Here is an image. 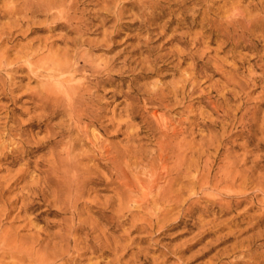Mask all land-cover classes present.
Segmentation results:
<instances>
[{
    "label": "rangeland",
    "instance_id": "obj_1",
    "mask_svg": "<svg viewBox=\"0 0 264 264\" xmlns=\"http://www.w3.org/2000/svg\"><path fill=\"white\" fill-rule=\"evenodd\" d=\"M41 1L55 0H35V5L40 7ZM73 1L68 0V5ZM118 1L77 0L76 15L48 19L40 13H21L20 0H0V54L7 53L9 62H22L30 47H53V54L62 58L79 33L50 27L65 26V19L74 17L85 21L80 40L86 42L74 50L92 60L94 67L104 68L115 61L113 70L104 68L100 76L114 85L101 88L96 98L98 124L89 126V134L77 142L75 154L85 157L81 179L87 182L79 201L80 216L73 219L84 229L75 234L82 244L76 248L71 243L61 263L264 264V223L257 225L264 216V0H141L152 1L149 7L139 0H120L119 15ZM147 39L154 51L139 58L143 54L139 47ZM125 57L132 58L136 73L148 63L154 69L152 62L157 58L160 69L134 83V73L123 65ZM11 75L15 97L42 88L40 82L29 79L28 70ZM153 83L166 93L172 85L185 87L172 106L158 110L151 104L145 106L139 92L140 86ZM26 100L12 101L0 92V148L6 145L0 154L8 159L0 161V235L30 240L36 228L44 227L48 236H42L46 239L43 250L51 255L62 245L60 225L71 216L56 215L61 213L57 201L61 198L58 195L56 200L53 194L58 188L53 187L47 199H32L36 205L28 215L21 209V199L32 195L28 185L46 184L47 175L34 171L37 163L50 160L53 151L56 160H65L61 147L67 149L71 139L65 136L63 145L55 149L44 143L50 137L61 141L57 135L69 122L62 115L47 121L50 111L36 109ZM33 119L38 126L30 128ZM86 128L83 124L82 129ZM25 130L30 133L23 134ZM72 137L77 138V131ZM22 145L40 149L31 157L14 153ZM162 155L167 159L162 160ZM22 171L28 173L19 180ZM232 176L237 186L215 188L222 178L232 180ZM192 179L200 184L191 188ZM207 179L210 189L202 187ZM171 183L174 191L182 190L181 208L170 215L163 205L157 206L160 210L148 209L149 201ZM229 190L231 196L242 192L236 197L247 199L231 211L227 207L231 197L225 198L223 208L228 214L207 201ZM148 192L151 200L145 198ZM204 209L209 213L201 216ZM245 210H250L246 217H236ZM246 247L250 254L243 252ZM14 263L15 259L0 256V264Z\"/></svg>",
    "mask_w": 264,
    "mask_h": 264
},
{
    "label": "bare ground",
    "instance_id": "obj_2",
    "mask_svg": "<svg viewBox=\"0 0 264 264\" xmlns=\"http://www.w3.org/2000/svg\"><path fill=\"white\" fill-rule=\"evenodd\" d=\"M21 1H22V3L20 5L21 6L20 11H21V13H23L25 15H29V14L34 15V14L40 13L42 15L44 14L48 19H50V18L53 19V18H56L58 16L63 17L66 14L73 13V12L76 15V13L78 11L77 9H75L77 11H74V7H76L74 4L77 0H75V2L74 1L70 2L69 5H68V0H58V1L53 0L54 2H49L47 4H44L41 1L43 3V5L42 4L38 5L40 7H37L35 5L37 2V1L35 2V0H20V2ZM117 3H119V4L116 6V8H117L116 11L119 15L120 14V3H121L120 0ZM139 3L144 5V7L145 6L149 7V3H152V1L148 2V1L139 0ZM77 7H78V4H77ZM116 11H114V12L116 13ZM78 18L74 17L71 19H65V22L68 24V25L66 24L65 26L57 25L55 27H50V29L62 28V29H68L69 31H75L76 33H79L78 34L79 35L78 40H75V41L70 43L71 49L67 50V52L63 54L62 58H60V57L57 58V56L59 54L57 56H55L56 52H52L53 47L51 48L49 46L48 47L47 46L46 47H38L37 49L30 47L27 50V52L23 53V57H22L23 63L21 61L18 62L19 60L18 61L13 60V61L9 62L7 53L0 54V92L3 95L10 96V99L12 101H20V100H23V98H27V100H26L27 104L33 105L36 109H42V110L47 111V112L50 111L48 116H46L47 121H53L57 117H59L60 115L68 118L67 120L69 122V125L67 127L63 128L65 130L62 129L60 131V133L57 135L58 138H61L62 140L58 141L57 139H53V137H50L52 139L49 138V141L47 139L46 143H44L46 146H49L52 149L53 148L55 149L58 146H60L61 144L63 145V140H64L65 136L68 137V139H71L69 141V145L67 146V149L60 146L61 148H63L66 151L65 160L64 159L56 160V154H55L56 151H53V152H51L52 158L50 160L45 161V163L43 162L44 164L43 163H37L36 164V167H34V171H39L40 173L47 175L46 184L44 185V187L40 186V188L37 187V183H38L37 181L33 182L31 185H28V186L26 185L27 186L26 188L28 189L29 193L32 192V195H30L31 193L29 195L24 194L22 196V199H21L22 200L21 209L24 213H26V215H28V213H30L31 210H34L35 205H36L34 201L32 202V199H36V198H38L40 200L47 199L50 196L49 191L53 187L58 188V191L55 190L53 192V194L56 197V200L58 199L57 198L58 195L60 196L59 199L61 198L60 200H57L61 206V213H57L56 215H59V216L65 215V217H66V215L69 214L72 216V217L71 216L69 217L70 219L64 217L65 219L63 220V223L60 225L61 226V232L59 234H60V238L62 241V245L59 246V249L57 250V252H55L51 255L44 252L43 249L45 247L44 243H45L46 239L42 240V236H45V235L48 236L47 232H45L46 228H44V227H43V229L36 228L37 230L35 229V232H34L33 236L30 238V240L20 241L18 236H14V238H12V240H11V237L8 238V235H3V236L0 235V256H2L3 258L9 257L11 259H15L14 264H62V263H64V262H62L64 260L63 258H65V255L68 254V253L65 254V252L68 249L70 250V248H68V247H70L69 245L71 243H74L75 244L74 247L78 248L79 245L82 244V241L75 238V234L79 231H82L84 228L82 227V225L76 224L77 222L74 223L75 220L73 218L74 217L78 218L77 215H78V211H79L78 209L80 206L79 201L81 200V197H83V195H84V194H82V193H84L83 188L85 187V184L87 181L86 180L82 181V179H83V173H82L83 168H81V166H82V161L85 159V157L83 154H75V153L77 150L78 140L81 139L82 137H84V135L89 134V131H88L89 126H97V124H98L100 112H99V110H97V107H96V103H97L96 98L100 97L98 94L101 91V88H104V87L109 86V85H114V83L112 81H104L103 79H101L100 76H101V73H103L104 68L106 70L112 71L113 70L112 67H113L115 61L111 64L106 65L104 68H101L100 66H99L100 68L94 67L92 60L88 59L86 56L80 55L79 53H77V50H74L75 48L81 47V45L86 43V42L80 40V38H82L81 33L84 32L83 28H84L85 21L83 20L82 17L79 19ZM149 20H150V18H149ZM73 21H76V22L73 23ZM145 21H146V19H145ZM54 24H56V22ZM148 39H147V41L145 40L143 48L139 47V49H140L139 51L143 50L142 51L143 54L140 53L139 58H141V55H144L145 53H150V52L154 51L152 46L149 45ZM72 52H73V54H72ZM131 59L132 58L125 57L123 59V65L126 68L128 67L129 72L134 73L133 80H132V82H134V83H136L138 80H142V79H146V78L151 77L154 74L153 73L154 71L157 72L160 69V68H157V65H156L158 63V58H157L155 60L157 62L151 61L152 63H154L153 64L154 69L150 68L149 63H148L147 67L141 66L142 67V68H140L141 72L136 73L138 68H136V67L133 68V62L131 61ZM137 60H139V59H137ZM179 60L181 61L180 63L182 65L185 64L184 60H182V57H180ZM137 62H136V64H138ZM146 65H147V63H146ZM26 70L29 71V75H28L29 79L34 80V82L35 81L40 82L42 88L38 91H33L31 93H28L25 97H15L16 88H14L15 84L13 83L15 81V77H14V75H11V74L18 73L20 71L24 72ZM192 75L193 76H190V78L193 81H195L196 76H195V74H192ZM92 79L96 80L95 84L91 83ZM182 81H185V80H182ZM87 84H89V85H87ZM152 85L153 86H150L149 84L140 86L139 92H140V95L142 97H144L143 102H144L145 106H148L151 104V105H154L155 108L158 110H165V109H168V107H170V105L172 106L173 101L176 98H178V96L182 93V91L184 90V87H185V86L178 87L177 85H172V88L169 90V92L166 93L165 90H160L161 87H159V85L157 83H153ZM194 85H195V83H194ZM194 85H193V88H194L193 92H196L197 87ZM114 96H116V93L114 94ZM30 100L31 101H37V103L33 104ZM132 100H133V102H135V101H138V98H133ZM62 116H60V117H62ZM37 120H39V119H37ZM83 124L87 125V128L84 130L82 129ZM36 126H38V125H37V123H35V119H33L32 123L29 124V127L34 128ZM75 131H77V138L72 137V134ZM12 132L13 131L11 130V134H12ZM28 132L30 133V131L25 130V131H23V134L28 133ZM0 141H1V139H0ZM85 145H88V143L84 142V146ZM4 147H6V145ZM4 147L0 148L1 152L3 149L6 150V148H4ZM39 149L40 148L35 149V147L30 148L27 145H22V147L17 148L14 151V153H17V154L21 153V154L25 155V157L26 156L31 157V155H33L34 151H37ZM165 151L168 152V149H166ZM175 152H176V150H175ZM168 154L171 155L170 153H168ZM176 154H177V152H176ZM179 156H181V155H179ZM166 159H167V155H166V157L162 155V160H166ZM3 160L8 161L6 156H3V154H0V161H3ZM185 162H183L184 163L183 165H185ZM165 165H167V164H164V167H165ZM183 165H182V163H181V165L179 164V171L183 170V167H182ZM26 166L31 167L30 162H27ZM118 169H119V166H118ZM179 171H177V172H179ZM26 173H28V172L22 171V174L20 175L19 180H24L26 178ZM71 173L74 174V177H71ZM177 176H178V174H177ZM229 176L230 175H228V178H229ZM27 177H28V175H27ZM228 178L226 179V177H225V180L222 178L221 181H218L214 185L215 188L216 189L219 188L222 184H225L228 187H232L237 181L236 177L232 176V178H233L232 180L228 179ZM234 178H235V180H234ZM154 181H156V180H154ZM171 182H173V180ZM175 183L177 185V181ZM189 183H190L189 185L191 186V188H193L196 186V184L199 183V180L198 179H196V180L192 179V181ZM150 185H152L151 188L156 186V185L153 186V184H150ZM173 185L174 184L171 183V184H169V186H168L169 188H167L168 189L167 191H163V192L161 191V193H157V198L154 196L153 200L149 201L148 209L154 208V207H156L158 209L159 206L163 205V207L167 208L168 214L170 215V213L174 212L175 209L177 210L179 208V206L181 208V204H184V201L181 199L182 198V190L174 191L175 187ZM210 186H211V181L209 179H207L202 184V187H204V188L207 187V189H210ZM146 192H147V190L145 191V193ZM231 194L232 193L229 190L226 193H223V195L221 194V196L218 195L219 196V197L217 196L218 198H214V200L212 199V200H207V201L209 203H211V205L221 206V210L223 211L224 210L223 204L225 202V198L231 197L230 202L227 203V207L229 208V210L232 211V208L234 206L239 207L243 202L246 201L245 199H247V198H245L244 200L243 199L241 200V198L240 199L237 198L238 196H242V192H239L238 195L234 193V195H236L237 197L231 196ZM149 195L151 197V194H149V192H148V195H146L145 198L149 197ZM2 196H3V193H0V197H2ZM142 199H143V196H142ZM210 199H211V197H210ZM130 200H132V199H130ZM150 200H151V198H150ZM55 201H53V204L57 205L58 202L56 204ZM143 205H142V207L144 208ZM146 209H147V207H146ZM158 210H160V209H158ZM165 210L163 212H165ZM204 210L205 211H204V213L201 214V216L207 215L209 213L208 209H204ZM249 211L250 210H247V211L245 210L244 214H237L236 217H238V218L242 217V216L246 217V215L249 213ZM224 213L228 214L229 212L228 211L226 212L224 210ZM156 215H158V214H156ZM78 216H80V214ZM71 218L73 219V221ZM252 219H255V218H253V216H252ZM31 220L32 219H30V221ZM37 220H38V218H37ZM233 221H235V220H233ZM231 222H232V220H231ZM263 223H264V216L260 217V220H259L257 225H261ZM226 224L227 223H225V225ZM29 227H31V229H32V227H34L33 221H31V223L29 224ZM0 231H1V225H0ZM257 238H258V236H257ZM258 240L261 241L263 239L258 238ZM251 241H253V238L251 240H249V242H251ZM254 241H257L256 238ZM244 242L237 244L236 248L242 247L243 246L242 244H244ZM249 246H251V245H249ZM253 246H254V243H253ZM247 247H246V250L243 252L244 253L246 252L245 254H247V253L250 254L251 251H250V249L248 251ZM98 248H99V246H98ZM250 248H252V246ZM235 264H240V263L236 262Z\"/></svg>",
    "mask_w": 264,
    "mask_h": 264
}]
</instances>
